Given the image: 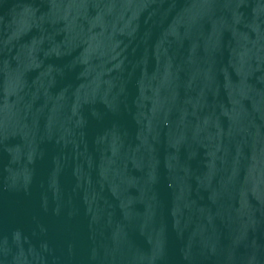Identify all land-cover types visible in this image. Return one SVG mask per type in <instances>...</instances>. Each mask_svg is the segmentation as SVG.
Wrapping results in <instances>:
<instances>
[{
	"label": "water",
	"instance_id": "water-1",
	"mask_svg": "<svg viewBox=\"0 0 264 264\" xmlns=\"http://www.w3.org/2000/svg\"><path fill=\"white\" fill-rule=\"evenodd\" d=\"M0 264H264V0H0Z\"/></svg>",
	"mask_w": 264,
	"mask_h": 264
}]
</instances>
